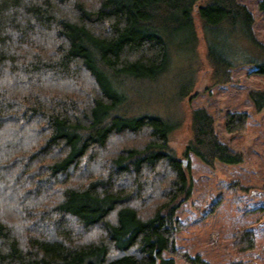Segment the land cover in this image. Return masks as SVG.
Instances as JSON below:
<instances>
[{
  "label": "trees",
  "instance_id": "trees-1",
  "mask_svg": "<svg viewBox=\"0 0 264 264\" xmlns=\"http://www.w3.org/2000/svg\"><path fill=\"white\" fill-rule=\"evenodd\" d=\"M253 23L238 0H0V264H194L175 246L188 153L211 167L244 155L199 107L183 164L168 145L179 123L112 117L115 85L157 80L169 53L195 56L198 29L214 84H228L232 36L264 50ZM250 64L264 76V61ZM248 97L264 109V90ZM224 129L243 135L247 115L226 112ZM252 232L234 248H253Z\"/></svg>",
  "mask_w": 264,
  "mask_h": 264
},
{
  "label": "rangeland",
  "instance_id": "rangeland-1",
  "mask_svg": "<svg viewBox=\"0 0 264 264\" xmlns=\"http://www.w3.org/2000/svg\"><path fill=\"white\" fill-rule=\"evenodd\" d=\"M238 1L253 14L254 36L264 45V16L258 10L260 0ZM199 30L195 56L184 50L178 56L173 54L170 63L169 53L168 68L157 80L136 81L125 77L116 81L121 101L111 114L123 120L147 115L179 123L168 135V145L178 158L184 159L185 147L191 138V111L205 107L214 117L219 140L241 151L244 162L233 166L215 163L211 167L188 153L192 195L176 211L183 226L176 233L175 246L194 259V264L201 261L264 264V109L255 111L248 97L251 91L264 90V76L255 73V65L250 64V61H264V50L232 36L233 50L238 49L235 64L239 65L230 71L232 82L215 85ZM226 112L247 115L243 135L227 134ZM248 228L253 230L254 246L249 251H239L233 246L236 234ZM174 261L190 264L183 259Z\"/></svg>",
  "mask_w": 264,
  "mask_h": 264
},
{
  "label": "water",
  "instance_id": "water-1",
  "mask_svg": "<svg viewBox=\"0 0 264 264\" xmlns=\"http://www.w3.org/2000/svg\"><path fill=\"white\" fill-rule=\"evenodd\" d=\"M182 163H183V164H185V163H186V160H185V159H184V160H182Z\"/></svg>",
  "mask_w": 264,
  "mask_h": 264
}]
</instances>
